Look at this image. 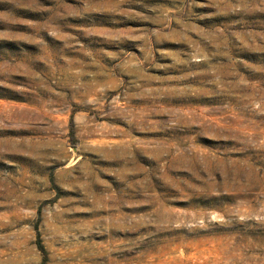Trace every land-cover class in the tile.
<instances>
[{
	"label": "rangeland",
	"instance_id": "obj_1",
	"mask_svg": "<svg viewBox=\"0 0 264 264\" xmlns=\"http://www.w3.org/2000/svg\"><path fill=\"white\" fill-rule=\"evenodd\" d=\"M0 264H264V0H0Z\"/></svg>",
	"mask_w": 264,
	"mask_h": 264
}]
</instances>
